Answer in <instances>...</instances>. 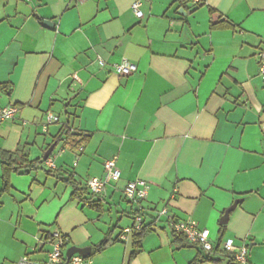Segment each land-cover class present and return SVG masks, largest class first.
I'll use <instances>...</instances> for the list:
<instances>
[{
  "label": "crops",
  "instance_id": "crops-1",
  "mask_svg": "<svg viewBox=\"0 0 264 264\" xmlns=\"http://www.w3.org/2000/svg\"><path fill=\"white\" fill-rule=\"evenodd\" d=\"M135 1L0 0V104L18 108L0 124V149L43 159L64 125L87 137L58 143L54 167L12 173L6 191L0 158V264L47 252L55 229L68 248L92 246L88 264H189L200 247L153 222L163 207L264 264V0H144L140 18ZM124 59L138 67L129 76L114 70ZM113 158L121 177L99 207L72 199L66 179L86 186ZM136 179L149 183L140 205L123 195ZM137 215L149 231L131 258L133 235H120ZM216 257L203 264H228Z\"/></svg>",
  "mask_w": 264,
  "mask_h": 264
},
{
  "label": "built area",
  "instance_id": "built-area-1",
  "mask_svg": "<svg viewBox=\"0 0 264 264\" xmlns=\"http://www.w3.org/2000/svg\"><path fill=\"white\" fill-rule=\"evenodd\" d=\"M144 0H136L132 4V9L136 16L140 18L142 14L141 4ZM193 7L202 6L206 3V0H188ZM100 65H104V60H99ZM138 69L137 64L129 61L122 60L114 64V70L121 76H129L136 72ZM259 72L264 78V49L259 53ZM18 112L17 106L8 105L3 106L0 104V124L5 121L15 118ZM56 118L53 114H48L47 122L52 123ZM63 144H68L69 139L64 138ZM82 149V147H81ZM46 163L50 167H54L52 159L48 158ZM121 177V170L117 165L116 158L106 160L104 162V176L91 177L86 186L90 193L99 196L103 193L106 185L110 181L119 180ZM149 190V183L142 179H136L129 181L124 189V197L132 204L140 205L147 196ZM154 221L160 220L162 217L166 218L167 225L172 229L173 232L182 234L186 237L187 241L196 244L205 252H211L214 248V243L208 229L199 228L197 222L191 218L177 219L171 215L167 207L156 210L154 213ZM144 225V219L142 215L135 217L134 224L123 230L120 235L121 239H126L128 236L133 235L137 230H140ZM44 243L50 244L51 248L47 252H44V260L37 261L33 260L32 257H23L17 264H88V258L83 257L80 254H74L70 258H67L66 251L69 244V236L55 229L51 233V238ZM225 252L229 253L237 264H248V247L239 246L235 243L234 238H227L223 244Z\"/></svg>",
  "mask_w": 264,
  "mask_h": 264
},
{
  "label": "trees",
  "instance_id": "trees-1",
  "mask_svg": "<svg viewBox=\"0 0 264 264\" xmlns=\"http://www.w3.org/2000/svg\"><path fill=\"white\" fill-rule=\"evenodd\" d=\"M180 4L185 8L188 0H179ZM8 83L0 84V91L4 90L5 88L9 87ZM68 124L64 125L62 127V131L55 137L53 140V143H59L62 142V140L65 138L69 139L68 144H72L75 147H79L86 139L87 137H81L82 134H75L68 126ZM66 135L63 137V135ZM67 145V144H64ZM0 158L2 162V179H3V190L6 191L9 189L10 186V176L12 173H23L27 172L32 169H36L40 167L46 160L44 159H34L30 160L26 156L21 158L20 160L17 159L15 154L11 151L0 149ZM66 181L70 184H72L73 192H72V199H78L82 201L85 204H90L91 206H94L95 208L99 207V200H95L96 195H93L89 192L87 186H82L81 184L75 182L71 177L67 178ZM135 213H139L136 211ZM149 225L144 224L143 227L140 230H137L133 234V250L131 253V258L135 257L138 253L142 251V242L143 238L146 235ZM225 226H222L224 228ZM176 237V241H184L187 244H192L187 241L186 237L179 233H174ZM110 242V238L104 239L101 243L95 246L94 251L99 252L103 250L108 243ZM184 245V244H183ZM197 246L196 244H192ZM200 252L198 256L193 259L189 264H203L204 261H213V262H220L222 258L216 257L223 256L225 259H228V264H237L233 257L225 252V250L220 248V245H214V248L211 252H205L201 248L199 249Z\"/></svg>",
  "mask_w": 264,
  "mask_h": 264
},
{
  "label": "water",
  "instance_id": "water-1",
  "mask_svg": "<svg viewBox=\"0 0 264 264\" xmlns=\"http://www.w3.org/2000/svg\"><path fill=\"white\" fill-rule=\"evenodd\" d=\"M44 24H45V26H47V27H49V28H53V23H52L51 21H49V20H44ZM59 143H60V142H59ZM57 144H58V143L54 142V143H52V144L49 146V148H48V149L46 150V152L44 153V156H43V159H44V160H47V159L49 158V156L52 154V152L54 151V149H55V147H56ZM237 203H238V202H235L232 206H230V207L226 210V212H225V214H224V216H223V218H222V220H221V222H222L223 224H225V223L227 222L231 210H233V209L236 207V204H237ZM92 250H93L92 246H86V247L70 246V247L67 249V251H66V256H67V258H70V257H71L72 255H74V254H80V255H82L83 257L88 258V257L91 255ZM32 259H33V260H37V261H43V260H44V254H41V255H40V254H37V255H34V256L32 257Z\"/></svg>",
  "mask_w": 264,
  "mask_h": 264
},
{
  "label": "rangeland",
  "instance_id": "rangeland-1",
  "mask_svg": "<svg viewBox=\"0 0 264 264\" xmlns=\"http://www.w3.org/2000/svg\"><path fill=\"white\" fill-rule=\"evenodd\" d=\"M52 231H54V230H52ZM50 247V244H46V248H49ZM4 256V254L3 253H1V251H0V257H3Z\"/></svg>",
  "mask_w": 264,
  "mask_h": 264
}]
</instances>
